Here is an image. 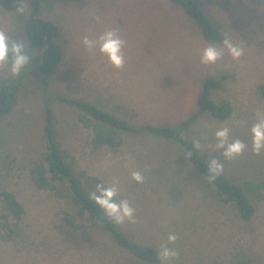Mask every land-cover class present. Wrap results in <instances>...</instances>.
Wrapping results in <instances>:
<instances>
[{
  "label": "rangeland",
  "instance_id": "rangeland-1",
  "mask_svg": "<svg viewBox=\"0 0 264 264\" xmlns=\"http://www.w3.org/2000/svg\"><path fill=\"white\" fill-rule=\"evenodd\" d=\"M159 2L41 1L42 16L60 28L64 55L54 73L24 77L12 109L0 118V189L12 191L24 207L14 233L0 237V264H147L115 249L107 237L67 227L62 202L34 185L31 168L44 149L47 107L74 172L86 171L108 185L115 181L116 198L127 199L135 209L133 221L120 223L132 239L159 250L161 245L176 249L178 256L170 264H264V151H251L249 131L264 117V98L258 91L264 84V0L205 1L204 9L224 40L241 47L236 59L224 48V40L208 43L181 10ZM29 10L28 1L10 10L0 6V31L10 43L25 45ZM107 29H116L125 42L120 68L82 44L83 37L94 39ZM208 46L222 51L213 63L201 61ZM23 72L13 77L9 62L0 64V86ZM220 75L225 79L212 96L230 101V117L217 121L204 113L187 135L242 186L255 206L248 220L197 187L175 143L148 133H123L119 148L93 150L77 121L80 110L58 99L87 100L132 125H174L196 110L203 79ZM222 127L229 128V142L240 139L247 145L240 155L226 159L216 149L214 133ZM133 171L141 172L142 182L132 180ZM3 212L0 202V217ZM169 234L177 239L169 243Z\"/></svg>",
  "mask_w": 264,
  "mask_h": 264
},
{
  "label": "trees",
  "instance_id": "trees-1",
  "mask_svg": "<svg viewBox=\"0 0 264 264\" xmlns=\"http://www.w3.org/2000/svg\"><path fill=\"white\" fill-rule=\"evenodd\" d=\"M29 2V14L24 23V48L29 55V62L24 72L14 82L0 86V118L12 109L16 91L24 77L37 74L49 75L56 71L64 55V47L59 38L61 31L57 23L44 18L41 14L42 0H0L4 9H14L19 4ZM159 3L162 0H152ZM172 7L179 9L188 21L199 29L203 38L211 44H219L224 40L220 28L206 13V0H165ZM224 75L205 77L196 97V110L174 125L143 123L132 125L126 119L103 110L87 100L58 97L59 100L71 104L80 110L77 121L89 134L88 143L93 150L100 148L117 149L123 144V133H148L165 138L179 146L186 156L189 170L197 181V187L210 192L214 200L220 204L235 207L239 217L250 219L255 213V206L243 190L242 186L222 172L210 179L209 160L201 151L197 142L188 137V128L202 114H208L217 121L230 117L232 104L229 100H215L214 90L221 88ZM258 91L264 98V84ZM43 127L44 149L39 154V161L31 168L34 185L51 192L53 197L62 202L61 217L72 230H88L107 237L118 251L129 255L143 263L157 264L161 262L159 249L132 239L124 232L120 223L108 218L103 210L90 198L97 183L108 185L96 175L79 171L75 173L67 162L65 153L57 139L52 109L47 107ZM0 202L4 212L0 217V237L14 233L16 226L24 215V207L16 195L6 189H0Z\"/></svg>",
  "mask_w": 264,
  "mask_h": 264
},
{
  "label": "clouds",
  "instance_id": "clouds-1",
  "mask_svg": "<svg viewBox=\"0 0 264 264\" xmlns=\"http://www.w3.org/2000/svg\"><path fill=\"white\" fill-rule=\"evenodd\" d=\"M124 40L118 35L116 29H107L94 39L85 36L82 44L91 52H98L105 56L108 62L115 68H120L125 62L123 54ZM224 48L236 59L242 55L240 46L233 44L229 40L223 41ZM222 55V51L214 46L205 47L201 53L203 63H213ZM8 61L10 72L13 77L19 75L21 70L29 62V55L23 44L10 43L4 31H0V64ZM251 151L259 154L264 151V117H260L250 128ZM216 149L226 159L240 155L245 151L247 145L240 139H233L229 142V128L222 127L215 131ZM223 165L217 159L213 158L209 162L210 179L214 178L222 171ZM131 178L137 183L143 181L144 177L140 171H133ZM119 191L118 184L114 181L110 185L97 183L95 190L90 194L91 200L99 206L105 215L115 223H122L125 220L133 221L135 209L130 205L127 199H117ZM177 239L175 234H169L167 240L169 243ZM159 258L164 264H170V261L178 256V251L166 245H161L158 253Z\"/></svg>",
  "mask_w": 264,
  "mask_h": 264
}]
</instances>
